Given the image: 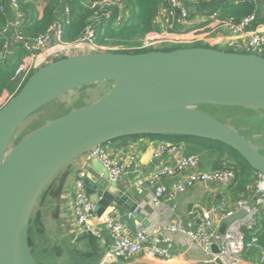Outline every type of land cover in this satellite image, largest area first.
I'll use <instances>...</instances> for the list:
<instances>
[{"label": "water", "instance_id": "1", "mask_svg": "<svg viewBox=\"0 0 264 264\" xmlns=\"http://www.w3.org/2000/svg\"><path fill=\"white\" fill-rule=\"evenodd\" d=\"M105 82L114 86L101 100L46 123L12 146L22 125L35 113L71 92ZM203 106L264 111V57L213 47L93 53L55 61L34 73L0 109V264H38L29 231L43 192L68 165L117 139L158 135L220 142L264 176L259 148L234 128L198 110ZM138 176L129 175L133 180ZM166 182L163 179L161 184ZM84 184L90 200L97 203L99 219L111 208L122 207L123 192L109 183L100 160L93 161ZM136 206L121 212L122 221L128 228L134 220L149 227ZM245 216L242 211L227 219L220 233ZM212 251L220 253L217 245ZM102 258L83 259L71 252L75 264H102Z\"/></svg>", "mask_w": 264, "mask_h": 264}, {"label": "built area", "instance_id": "2", "mask_svg": "<svg viewBox=\"0 0 264 264\" xmlns=\"http://www.w3.org/2000/svg\"><path fill=\"white\" fill-rule=\"evenodd\" d=\"M1 1H4V4L0 6V12L12 15L13 18L1 29L5 41L0 49V65L12 62L20 45L29 54L26 64L21 66L23 73L16 92L34 73L58 60L93 53L150 49L158 51L164 47L192 46L200 43L209 45L208 33L222 28L228 29L231 33V39L227 45L228 49L238 53L264 57V33L260 31L258 26L255 27L256 13L235 21L233 19H223L220 12H214L208 18L206 27L187 29L190 25V9L196 7L202 1L211 0H164V7L154 22L156 36L151 40L142 41L139 46L130 49L100 45L97 42L100 29L96 26V22L101 24V16L106 17V22L109 21L115 10L125 11V3L122 0H92L86 4V7L93 12L92 22L88 24L85 31L74 42L63 41L65 30L63 19L68 18L71 13V8L67 4L61 19L50 28L46 35L26 38L22 33V29L26 25V15L21 9L20 1L7 0V3L6 0ZM123 18L124 14L117 17L114 26L121 24ZM245 36H248V38L244 44H241L240 41ZM6 96L10 97L6 102L7 104L13 98V95L5 93L0 97V101L4 100ZM110 144L89 151L83 155V158L85 157L87 161L100 160L108 171L109 183L118 185L122 177L131 172L133 162L128 160L119 161L114 158L109 152ZM178 149L179 147L174 143L167 142L157 152V157L173 155ZM183 172H188V176L172 188H166L161 184L163 179L175 178ZM87 173L88 169L82 167L77 171L73 180L71 209L75 221L74 232L77 236L99 237L97 203L90 200L84 184ZM260 177L259 188L262 190V197L257 200L255 206L251 205L250 201L246 199L238 200V211H245L246 216L229 224L224 234H221L218 229L210 230L205 223L195 226L194 222H172L160 216V211L165 204L172 205L173 209L176 210L178 208V198L196 184L215 183L216 185L229 186L235 179L232 170H203L201 168V158L198 155H179L172 162L158 167L149 176L139 179L136 183L140 195L144 194L146 185L156 187V191L154 195H150L149 201L141 203L135 209L139 213L144 211L147 206H151L154 209L153 219L155 221L153 224L150 221L147 228L138 224L135 231L131 232L119 218L118 211L114 210L105 215L103 218L104 224L111 234L112 244L104 253L102 264L119 260H132L140 256L146 259L167 261L172 258L175 245L180 240L184 241L187 251L199 249L206 254L208 256L207 263H241L243 260L242 255L256 247L259 240L261 229L259 221L264 216V176L260 175ZM237 212L221 209L222 221L226 222L227 219L235 217ZM246 231L251 235L249 240ZM214 245L219 247V254L213 253L212 247ZM258 248L260 250V261L264 263V247L258 246Z\"/></svg>", "mask_w": 264, "mask_h": 264}, {"label": "crops", "instance_id": "3", "mask_svg": "<svg viewBox=\"0 0 264 264\" xmlns=\"http://www.w3.org/2000/svg\"><path fill=\"white\" fill-rule=\"evenodd\" d=\"M231 1L233 0H217L214 3L197 4L196 7H193L194 11L191 12L190 25L187 29L191 30L206 27L208 18L212 13L220 12L226 3ZM250 1L255 5V13L257 15L255 27L258 26L260 31L264 33V0ZM32 2L35 4L36 10L42 14L47 5L46 0H32ZM10 17L13 18L12 15H10ZM247 38L248 36L243 37L240 43L244 44ZM230 39V31L222 28L209 32L207 40L209 46L220 49L219 47H227ZM103 84L111 85L114 83L105 82L95 86H101ZM112 88L106 90L104 95L106 96ZM87 91L88 89H84V93L80 95L84 96L85 100H83L84 105L78 108L87 107L104 97L99 96L98 98L91 100L87 98L89 96V91ZM78 108H73L71 110ZM167 142L171 141L162 138L141 137L123 139L110 144V154L119 161H132L133 167L130 170L131 172L125 174L118 184V188L123 192L122 207L115 206L111 208L108 213L116 210L118 211L119 218H121V212L127 211L126 207H131L133 205L138 206L143 202H148L150 195H154L156 187L146 185L144 194L140 195L136 188L137 181L149 176L158 167L172 162L179 155H198L201 158V168L203 170H216V163L220 157L217 153L202 150L195 145L187 143H174V145L179 147L176 153L173 155L157 157V152L164 146V144H167ZM94 160L87 161V159L82 156L68 165L53 179L40 197L38 201L39 203L36 205L37 208L41 203L39 212L42 216L43 226L47 230H54L56 232L55 234L59 246H62L64 249L62 252L64 253V255L62 254L63 257L59 258L60 264H75L71 259V252H75L83 259H99L112 244L111 234L107 230L103 218L97 221V227L100 230L99 237H93L90 235L77 236L74 232L75 221L71 209L74 176L82 167L87 169L91 168ZM131 174H139V176L133 180L129 177ZM187 176L188 172H183L175 178H169L167 179L165 187L172 188L180 181L185 180ZM251 178L250 184L247 185V189L244 192H236L235 190L237 187H234L232 184L229 186H211L209 184L198 183L178 198V208L176 210L173 209L172 205L165 204L160 211V216L172 222H194L195 226H200L205 223L210 230L218 229L220 232L225 223V221H222L221 219V209L237 212L238 200L246 199L250 201V204L252 205L253 202L259 199V196L262 193V190L259 188L261 177L258 173L254 172L252 173ZM241 212L242 211H238L236 216ZM139 213L144 215L149 223L150 221L151 224L154 223V209L151 206H147L144 211ZM238 219L239 218L236 220ZM262 219L264 220V216ZM137 226L138 224L134 220L132 227H126L131 232H134ZM263 230L264 223L262 224L260 232ZM242 257L243 260L239 264H264L261 263L259 254L254 251H246ZM207 260L208 256L199 249L187 251L184 241L180 240L176 243L170 260L146 259L140 256L132 260H119L114 264H201Z\"/></svg>", "mask_w": 264, "mask_h": 264}, {"label": "trees", "instance_id": "4", "mask_svg": "<svg viewBox=\"0 0 264 264\" xmlns=\"http://www.w3.org/2000/svg\"><path fill=\"white\" fill-rule=\"evenodd\" d=\"M20 6L24 14L26 15V25L22 29V33L26 38L41 37L48 33L50 28L62 17L64 13L65 5L67 4L71 8V13L68 18L63 19L65 22V30L63 41L74 42L81 34L85 31L88 24L92 22L93 12L90 11L86 4L92 0H46L47 5L43 13H39L36 10L35 4L32 0H19ZM125 3V11L120 12L115 10L113 16L109 21L106 22V17L101 16V24L96 22V26L100 29L97 42L100 45L118 46L124 48H133L140 45L142 41L151 40L156 35V29L154 22L161 13L164 7V0H122ZM217 0L202 1L203 4L214 3ZM7 3V0H6ZM4 4V1L0 0V6ZM214 13V12H213ZM255 13V5L250 0H233L226 3L224 8L220 10L221 18L233 19L239 21L243 17ZM121 14H124V18L118 26H114V21ZM11 20L10 15L3 14L0 12V49L2 48L5 37L1 34V29L5 27ZM105 24V26H103ZM191 47H208L207 44H196V45H176L170 47H164L159 49L161 51H174L180 48H191ZM18 53L12 62L4 63L0 65V97L5 93L16 96V87L19 84L22 77V67L26 64L27 57L29 56L27 50L21 45L17 49ZM154 51L142 50V51H131L124 50L116 53H128L138 54ZM227 52H234V50H223ZM233 108V107H231ZM235 108V107H234ZM166 138L173 143L181 144L187 143L195 145L202 150H208L217 153L220 157L216 163V170H232L235 174V179L232 185L236 188V192H244L247 189V185L250 184L252 173L255 171L247 165L243 158L230 147L216 141L188 137V136H158V135H147V136H133L117 139L111 143L128 139V138ZM191 155V154H190ZM256 173V172H255ZM252 182V181H251ZM236 184V186H235ZM264 220L261 218L259 221L260 227ZM247 239L251 238V235L246 231ZM258 246L264 247V230L259 233V240L257 246L248 252H255L260 256V250Z\"/></svg>", "mask_w": 264, "mask_h": 264}, {"label": "rangeland", "instance_id": "5", "mask_svg": "<svg viewBox=\"0 0 264 264\" xmlns=\"http://www.w3.org/2000/svg\"><path fill=\"white\" fill-rule=\"evenodd\" d=\"M219 48L221 50H228L227 47ZM19 84L17 85L16 90ZM95 85L98 84L86 86L71 92L35 113L22 125L12 146H16L20 141L46 123L68 114V111L73 108H78L84 105L83 100H85V97L80 96L84 93V89H88L89 92H87L89 93V96L87 98L92 100L99 96L105 97L104 94L106 93V90L112 88L114 84H103L101 86ZM9 98V96H6L4 100L0 101V108H3V105L6 104ZM198 110L216 117L220 121L237 130L254 146L259 148L261 154L264 155V111L238 107L231 108L214 106L198 107ZM40 204L36 208V212L34 211L29 231L31 250L38 264H60L59 258L63 257L64 253L62 252L64 249L62 246H59L55 234L56 232L54 230H47L43 226L42 216L39 212ZM114 263L116 262H111L109 264Z\"/></svg>", "mask_w": 264, "mask_h": 264}]
</instances>
